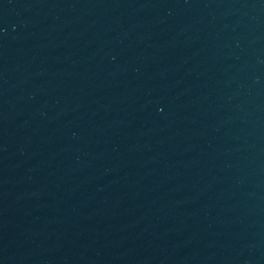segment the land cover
I'll use <instances>...</instances> for the list:
<instances>
[{
    "label": "water",
    "instance_id": "obj_1",
    "mask_svg": "<svg viewBox=\"0 0 264 264\" xmlns=\"http://www.w3.org/2000/svg\"><path fill=\"white\" fill-rule=\"evenodd\" d=\"M0 264H264V0H0Z\"/></svg>",
    "mask_w": 264,
    "mask_h": 264
}]
</instances>
